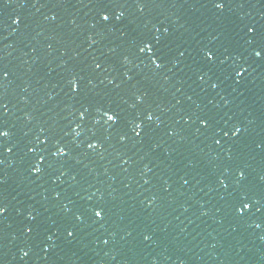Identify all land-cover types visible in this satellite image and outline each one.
Returning a JSON list of instances; mask_svg holds the SVG:
<instances>
[{
    "label": "water",
    "instance_id": "1",
    "mask_svg": "<svg viewBox=\"0 0 264 264\" xmlns=\"http://www.w3.org/2000/svg\"><path fill=\"white\" fill-rule=\"evenodd\" d=\"M223 2L0 0V264H264V0Z\"/></svg>",
    "mask_w": 264,
    "mask_h": 264
},
{
    "label": "snow or ice",
    "instance_id": "2",
    "mask_svg": "<svg viewBox=\"0 0 264 264\" xmlns=\"http://www.w3.org/2000/svg\"><path fill=\"white\" fill-rule=\"evenodd\" d=\"M216 7L219 8V9H223V8L225 7V3L223 2V0H216ZM122 15H123V13H121V16H122ZM102 18H103V20L107 21L110 17H109L108 14L105 13V14H103V17H102ZM17 22H18V20H17ZM248 31H249V32H252V31H254V29L251 28V27H249ZM145 47H146L149 51L152 50V44H151V43H146V44H145ZM144 50H145L144 48H141V49H140V51H144ZM206 55H207V58H209V59H213V58H214V55H213V53H212L211 51L207 52ZM256 55H257V56H260L261 53H260V52H256ZM155 59H156V58L154 57V61H155ZM159 66H160V65L157 64V67H159ZM96 67L99 68L100 65L97 64ZM244 71H245L244 68H240V70H239V72H238V75H243ZM4 75H7V73H4ZM73 87H74V88L77 87L75 81L73 82ZM105 114L107 115V118H108L109 121H118V117H117L114 113H112V115H109L108 113H105ZM83 115H84V113H81V116H83ZM149 119H151V116H149ZM204 123H207V121H204ZM137 128H141V125L138 124V125H137ZM235 131L238 133V132L241 131V129H240L239 127H237V128L235 129ZM0 135H4V136H6V135H8V133H7V132H0ZM137 135H139V132H137ZM217 143H219V141H217ZM93 146H94V145H92V144L89 145V147H93ZM61 151L63 152L64 149H61ZM35 171L39 172L40 169L37 168V169H35ZM240 175L243 177V176H244V173L241 172ZM244 207H250V205H249V204H245ZM5 211H6V208L0 206V213H4ZM95 215H96L97 217L102 216V210L96 211ZM68 234H69V236H71L73 233H72V232H69ZM25 255H27V253H25Z\"/></svg>",
    "mask_w": 264,
    "mask_h": 264
}]
</instances>
